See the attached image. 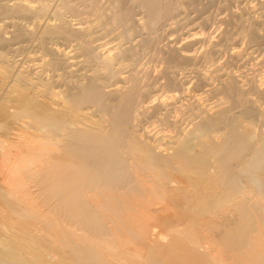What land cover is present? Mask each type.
I'll return each mask as SVG.
<instances>
[{"label":"bare ground","instance_id":"obj_1","mask_svg":"<svg viewBox=\"0 0 264 264\" xmlns=\"http://www.w3.org/2000/svg\"><path fill=\"white\" fill-rule=\"evenodd\" d=\"M0 264H264V0H0Z\"/></svg>","mask_w":264,"mask_h":264},{"label":"rangeland","instance_id":"obj_2","mask_svg":"<svg viewBox=\"0 0 264 264\" xmlns=\"http://www.w3.org/2000/svg\"><path fill=\"white\" fill-rule=\"evenodd\" d=\"M215 1H217V0H215ZM211 9H212V11L216 10V8H215V7H212ZM139 11H140V10H139ZM139 11H138V12H139Z\"/></svg>","mask_w":264,"mask_h":264}]
</instances>
